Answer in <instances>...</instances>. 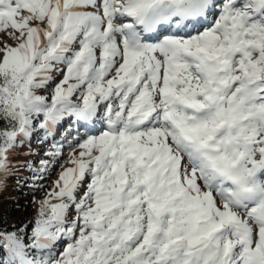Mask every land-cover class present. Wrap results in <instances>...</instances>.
Here are the masks:
<instances>
[{"label":"snow or ice","instance_id":"1","mask_svg":"<svg viewBox=\"0 0 264 264\" xmlns=\"http://www.w3.org/2000/svg\"><path fill=\"white\" fill-rule=\"evenodd\" d=\"M0 32V186L77 125L0 264H264V0H0Z\"/></svg>","mask_w":264,"mask_h":264},{"label":"rangeland","instance_id":"2","mask_svg":"<svg viewBox=\"0 0 264 264\" xmlns=\"http://www.w3.org/2000/svg\"><path fill=\"white\" fill-rule=\"evenodd\" d=\"M8 31H11V29ZM5 41L9 45L15 46V41L8 37L7 32H0V48L3 47V42ZM0 56H2V53H0ZM61 78L62 73L57 72L54 74V79L56 81H59ZM40 94L46 95L43 93V91H40ZM76 128L77 125L74 123H65L64 127L60 129L59 134L55 136V141L63 143L64 147L62 155L56 162L50 165L48 174L45 176V178L35 182V195L30 196V194H27L26 196L28 199H25L20 203L16 202L18 194L16 189L19 186L23 187L27 182H31L33 184V181H28L30 180V177L33 176V173L26 166H23L25 161L30 160L33 162L34 166L38 167L40 159H48V157L45 156V151L51 147L53 138L49 137L48 142L45 143H41V140L36 138V141L33 145H23L18 149L17 154L12 157V164L10 165L11 173L7 177L2 178L4 183L2 186H0V206L3 210H5L6 215L9 216L11 220H15L17 218L25 221L26 218L37 215L38 202L43 198V190H41L39 185H43V189L46 190L51 186L52 181L57 178L58 172L61 170L60 164L68 158L69 152L71 151L68 146V142L77 135ZM102 130L103 129L99 128L98 126L97 129L90 134H98V132ZM79 132L81 135H83L85 129L80 128ZM40 137L42 139L43 135H40ZM65 137H67V140H65ZM69 166L71 165L64 164V167ZM34 198L36 201L35 203L33 202ZM14 203L18 207L13 209L11 204ZM63 247L64 244L58 245L57 252L62 251Z\"/></svg>","mask_w":264,"mask_h":264},{"label":"trees","instance_id":"3","mask_svg":"<svg viewBox=\"0 0 264 264\" xmlns=\"http://www.w3.org/2000/svg\"><path fill=\"white\" fill-rule=\"evenodd\" d=\"M45 93V92H43ZM46 95L48 93H45ZM40 135H43V133H40ZM36 141V138L34 137L32 139V142L30 145H33ZM25 146L29 145L27 143L24 144ZM33 175V174H32ZM32 176L30 177V180L28 181H33L31 180ZM17 200L16 202L20 203L21 201L28 199L27 198V194H30V196H34L35 195V190H36V185L32 184L31 182H27L23 187H18L17 189ZM13 209L16 207H18L15 203L11 204ZM14 211V210H13ZM36 215L35 216H31L29 218H26L25 221H22L20 219H15V220H11V218L9 216L6 215L5 210L2 209V207L0 206V229H7L9 231H14L17 228H25V226H27V228L25 229V231L30 234L32 228L34 227V221H35Z\"/></svg>","mask_w":264,"mask_h":264}]
</instances>
